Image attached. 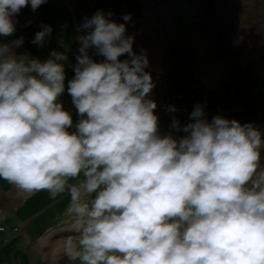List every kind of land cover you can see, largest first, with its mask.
I'll use <instances>...</instances> for the list:
<instances>
[{"label":"clouds","instance_id":"clouds-1","mask_svg":"<svg viewBox=\"0 0 264 264\" xmlns=\"http://www.w3.org/2000/svg\"><path fill=\"white\" fill-rule=\"evenodd\" d=\"M44 2L0 0V36L15 31L21 8ZM110 15L98 10L77 28L67 82L75 124L58 99L65 53L41 61L15 52L23 37L0 43V179L25 193L67 194L69 262L264 264L261 131L220 115L208 121L197 104L189 123L172 117L183 135L161 134L148 57ZM50 33L42 24L31 43Z\"/></svg>","mask_w":264,"mask_h":264},{"label":"rangeland","instance_id":"rangeland-1","mask_svg":"<svg viewBox=\"0 0 264 264\" xmlns=\"http://www.w3.org/2000/svg\"><path fill=\"white\" fill-rule=\"evenodd\" d=\"M106 1V7L96 0H45L35 11L24 6L13 17L15 31L0 36V43L23 37L15 52L41 61L53 50L65 53L66 88L74 76L78 54L75 37L83 32L77 31L78 26L98 10L111 13L107 18L124 23L125 34L134 36L133 51H143L148 57L145 70L150 72L154 87L147 95L157 103L154 112L161 134L183 135L170 127L172 117L181 125L189 123V113L199 104L204 119L211 121L220 115L241 124L251 123L264 140V0ZM128 13L130 19L123 20ZM42 24L51 26L50 35L43 44L31 43ZM89 55L103 60L92 48ZM119 58L129 59L126 53ZM64 102L75 124L76 109L72 101ZM169 106H175V112H169ZM260 154L264 166V147ZM60 196L67 201L60 202ZM68 202L67 194L51 198L46 191L25 193L0 179V264H76L64 255L65 239L76 237L72 217L66 213ZM41 218L57 220L59 226L54 237L47 235L43 249L38 236L35 239L36 232L45 226ZM14 225L19 232H14ZM20 239L32 244L15 252L22 247H14ZM37 246L44 253L39 249L35 252ZM17 255L23 256L20 262Z\"/></svg>","mask_w":264,"mask_h":264},{"label":"crops","instance_id":"crops-1","mask_svg":"<svg viewBox=\"0 0 264 264\" xmlns=\"http://www.w3.org/2000/svg\"><path fill=\"white\" fill-rule=\"evenodd\" d=\"M97 61V60H96ZM66 90L61 94L62 96H59L58 97V99L62 102V105H64L66 102H64V101H66V100H68V102L70 101L71 102V97H70V95L67 93V87L65 88ZM16 187V186H15ZM45 192V191H44ZM60 202H62V201H67V198L65 197V196H60V197H58L57 198ZM63 206V205H62ZM62 206H60V207H62ZM59 207V208H60ZM43 209H45V206H44V208ZM42 219V221H46L45 219H43V218H41ZM57 223H58V221L57 220H51V219H48L46 222H45V226H44V229H41V230H39V232L37 231L36 232V237H35V239L37 238V236H38V238H39V241H40V246H41V248L43 249V242L44 241H46L47 240V235L48 234H45V233H47V232H49L51 229H53V228H58L59 226L57 225ZM1 226V225H0ZM14 226H16V225H14ZM14 226H13V228H14ZM29 226V225H28ZM57 226V227H56ZM5 228V227H4ZM12 228V229H13ZM15 228H17V226L15 227ZM17 231H14V232H19L18 231V228L16 229ZM58 230V229H57ZM6 232H7V230H6V228H5V231H4V233L6 234ZM14 234V233H13ZM43 240V241H42ZM25 245H24V244ZM22 245V247H19L17 250H15V252H21L22 251V249H23V246H26V247H24V249L25 248H27V249H29L30 247H29V244H32V242L31 241H28V240H26V239H20L19 241H17V243L14 245V247H17V245ZM36 248V250H35V252H37L38 251V246L37 247H35ZM40 250V249H39ZM39 252V251H38ZM41 252H43V251H41L40 250V252L39 253H41ZM27 253H28V251L26 252V255H27ZM31 253V252H30ZM44 253V252H43ZM17 254V253H16ZM18 256V261L20 262L21 260H22V257L20 256V255H17ZM12 257H13V260H14V256L12 255Z\"/></svg>","mask_w":264,"mask_h":264},{"label":"trees","instance_id":"trees-1","mask_svg":"<svg viewBox=\"0 0 264 264\" xmlns=\"http://www.w3.org/2000/svg\"><path fill=\"white\" fill-rule=\"evenodd\" d=\"M97 1V3L98 4H100V5H103V7H106L107 5V1L106 0H96ZM57 227V226H56ZM54 229H56V228H53V229H51L49 232H47V233H45V234H51L52 235V237H54L53 235L55 234L53 231H54ZM48 237H49V235H48Z\"/></svg>","mask_w":264,"mask_h":264},{"label":"bare ground","instance_id":"bare-ground-1","mask_svg":"<svg viewBox=\"0 0 264 264\" xmlns=\"http://www.w3.org/2000/svg\"><path fill=\"white\" fill-rule=\"evenodd\" d=\"M2 230H4V229H2Z\"/></svg>","mask_w":264,"mask_h":264}]
</instances>
